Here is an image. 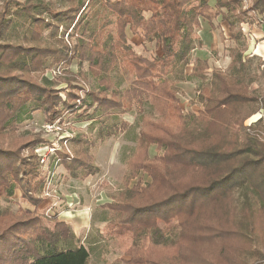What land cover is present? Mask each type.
Wrapping results in <instances>:
<instances>
[{"label": "trees", "instance_id": "trees-1", "mask_svg": "<svg viewBox=\"0 0 264 264\" xmlns=\"http://www.w3.org/2000/svg\"><path fill=\"white\" fill-rule=\"evenodd\" d=\"M93 1L56 0L54 6L1 0L0 264H90L89 248L44 206L46 171L33 150L52 141L18 134V122L39 111L44 122L60 126L70 114L75 123L97 124V137L67 138L70 152L55 150L69 177L81 181L97 171L91 154L95 142L130 128L124 120L111 122L112 115L133 108L140 127L122 178L125 188L101 205L110 212L106 233L129 237L124 252L129 260L122 263L248 264V258L264 263L258 221L264 219V146L243 128L257 113L250 106L260 105L264 117V91L250 89L256 71L264 75L263 64L243 58L246 48L236 45L225 70L214 69L206 78V61L196 59L185 72L196 30L211 31L219 18L237 44L243 37L240 23H263L264 0H250L247 8H242L247 0H105L109 19L88 32L84 11ZM16 28L21 39L6 40ZM45 31L55 44L44 43ZM138 35L142 45L154 46L153 57L128 44ZM74 64H85L96 86L81 84L69 70ZM49 65L63 66L65 87L35 78ZM118 68L133 78L124 90L110 77ZM192 79L202 83L195 94L198 109L185 113L177 84ZM145 103L155 117L144 114ZM237 192L243 202L235 200ZM14 195L31 207L13 212L1 206ZM208 247L215 259L202 254ZM158 254L162 258L155 260Z\"/></svg>", "mask_w": 264, "mask_h": 264}, {"label": "rangeland", "instance_id": "rangeland-1", "mask_svg": "<svg viewBox=\"0 0 264 264\" xmlns=\"http://www.w3.org/2000/svg\"><path fill=\"white\" fill-rule=\"evenodd\" d=\"M21 3L27 2V0H18ZM32 3L37 4H54L58 5L56 0H31ZM105 0H94L92 3H89L84 11V21L83 23H88L87 30L88 32L97 31L98 28L104 23L105 20H108L109 17L104 14L103 4ZM1 3V0H0ZM250 0L244 1L242 8H247L250 5ZM35 11H40L39 9H34ZM45 16V14H43ZM113 21V19H112ZM254 25V24H253ZM114 25L108 27L112 29ZM248 23H240L238 25V29L240 30L242 36H245L247 33ZM251 26V25H249ZM83 26L79 27L76 32L80 31ZM197 31V30H196ZM195 31L193 38L197 37V32ZM22 31L16 28L14 31H8L6 35V40L16 41L21 39ZM245 34V35H244ZM66 39V36L64 37ZM245 39V38H244ZM42 40L47 44H55L53 40H51L48 36V31H45L42 35ZM197 38L194 39L195 47L198 43ZM220 44L227 45V42H223L221 38ZM240 41L237 43V46H244L245 42ZM207 42V41H206ZM128 44L132 47L133 51L137 54H140L144 57L151 58L157 52L153 45H142L141 38L138 37H129ZM235 45V42H230L228 47L225 50L229 52V48H232ZM247 51V50H246ZM193 52V51H192ZM191 52V60L190 64L186 66L185 72L189 74L192 69V63H194V54ZM244 58V55H243ZM256 60V59H255ZM260 62V61H259ZM258 64V62L255 61ZM64 68L63 66L52 67V65L48 66L43 74L35 75V78L39 82H44V80H48L51 86H54L57 89L65 87V83L63 79L66 77L63 75ZM69 70L78 76V79L82 82L81 84L86 85L90 88L92 86H96V82L92 80L87 72V66L84 64L82 67L74 64ZM59 71V73H58ZM208 74V73H206ZM256 79L254 83L250 86L251 90L257 91L258 93L264 91V75L259 73V70L256 71ZM113 85L115 88L119 90L126 89L130 82L132 81V76L123 74L118 68L114 72L110 74ZM206 78H208L206 76ZM201 81L197 79H192L187 82L178 83L177 84V97L180 101V107L182 110L187 113L191 111H197L198 104L196 102V91L201 87ZM254 107V108H253ZM257 107V108H256ZM260 105L250 106L248 109L253 108V112H257L249 117H247L243 122V128L250 135L255 136L254 139L259 142L260 145L264 146V117L263 111L259 110ZM144 114L150 117H155L151 108L147 103L143 106ZM244 109L242 110V112ZM247 112V110L245 111ZM260 116V117H259ZM243 118L246 116L238 115V118ZM263 117V118H262ZM262 118L260 122H257ZM75 115L70 114L66 117L65 123L60 126L59 129L55 130L54 133L44 132L42 126L47 123L44 122L43 114L39 111L31 114L30 119H22L18 122L16 130L18 134L22 136H31L33 134H38L41 137L48 139L60 149L63 147L67 152L71 150V145L66 141L67 138L71 139L72 137L78 136H89L92 138L97 137V127L98 125L87 122L83 124L75 123ZM111 122L118 123L122 120L129 122L130 128L124 133L113 136L109 139H105L103 143L99 141L95 142V146L91 149V154L94 159V165L97 167V171L94 175L90 176L86 180L77 181L69 177L67 171L64 167L58 163L57 158L53 161L52 157L53 153H48V146H37L34 148L33 153L37 155V158L40 163V168L42 171H46L45 178L47 180V190H45L44 195L42 196L43 200H52V208L58 210H62L66 208L67 210H81L86 209V214H88V218L92 220L90 223V228L85 229L87 233L85 234V230L82 232L79 238L84 246H86L88 240L94 241L95 244L92 246H86L89 248L90 253V264H123L122 262H126L129 259L124 256V252L127 250L130 240L127 235L125 236H117L111 235L109 236L106 231L105 233H97L98 230L95 228L99 222H94L95 217L94 214L96 212L101 213L103 216H107V219L110 217V212L105 211L101 212V205L107 202H110L113 197L117 195V193L125 188L123 185V175L126 171V163L128 158L132 155L136 145V139L138 136V131L140 127V119L137 114L135 108L130 113L119 115L115 113L112 115ZM256 121V122H255ZM67 139V140H69ZM7 141V139H4ZM37 152V153H36ZM49 154V155H48ZM46 155H48L46 157ZM150 155H154V147L150 148ZM44 160V163H41V158ZM52 157V159H50ZM133 183V182H132ZM241 192H237L235 195V200L241 202L242 199L240 197ZM251 199V197H249ZM14 201H2V207H9L13 212H16L19 207L30 208L31 206L25 201H20L18 195H14ZM68 200L70 202H68ZM244 200V199H243ZM72 202V204H71ZM243 202V201H242ZM50 204H45L44 206L47 208V213L50 214L52 210H50ZM53 204H57L56 207ZM57 211V212H58ZM259 226L260 232H263L261 235L260 241L262 244L264 243V219L262 217L259 218ZM105 229V228H104ZM88 236V237H86ZM202 254L206 255L208 258L215 259L214 256L217 255L215 251L212 252V247L204 248ZM198 254V255H202ZM194 255L189 254L188 259H194ZM214 255V256H213ZM162 258V254H158L155 260H159ZM248 264H252L253 259L248 258ZM189 264H192L189 263ZM264 264V263H262Z\"/></svg>", "mask_w": 264, "mask_h": 264}, {"label": "crops", "instance_id": "crops-1", "mask_svg": "<svg viewBox=\"0 0 264 264\" xmlns=\"http://www.w3.org/2000/svg\"><path fill=\"white\" fill-rule=\"evenodd\" d=\"M247 28V33H245L246 35L244 34L245 36H243L241 40L242 42L246 43V49L243 52L244 58H252L254 59V61L262 63V58L264 57V21L262 24L254 23V25H248ZM207 31L208 30L205 29L196 31V38L198 39L196 41L198 44L194 47L192 53L194 54V61L196 59L206 61L207 69L205 70V72L208 73L206 74V76L209 77V74L212 70H225L228 67L230 63V58L229 52L225 49L233 40L230 38L228 26L224 22H221L219 18L213 21V28L211 29V31ZM196 38L194 36L193 39ZM219 38H221L222 41L224 38L223 42H227L228 44H220L221 41L219 40ZM235 45L237 44L235 43ZM234 47L235 46H233L232 48ZM232 48H229V50ZM191 65H193V63ZM47 202L51 203V213H56L58 220L69 224L76 237L79 238V236L81 235V231L83 232L85 229L90 228L92 216L91 218H88V214H86V209L71 211L70 209L67 210L66 208H64L59 211L57 210V212L56 209L52 208V200H47ZM68 202L70 201L68 200ZM53 205H55L56 207L57 204ZM105 210L102 208L101 212H104ZM94 217V222H99V224L95 226V228L98 230L97 233L102 234L104 228L106 227V223L108 222L107 216H103L101 213L96 212L94 214ZM86 233L87 231L85 230V234ZM91 243L95 244L94 241L88 240L86 246H89L90 248V245L92 246Z\"/></svg>", "mask_w": 264, "mask_h": 264}, {"label": "built area", "instance_id": "built-area-1", "mask_svg": "<svg viewBox=\"0 0 264 264\" xmlns=\"http://www.w3.org/2000/svg\"><path fill=\"white\" fill-rule=\"evenodd\" d=\"M262 68H264V57L262 58ZM58 73H59V71H58ZM260 117V116H259ZM59 127L60 126H58V124L57 123H45L43 126H42V129H43V131L44 132H47V133H54V131L55 130H57V129H59ZM60 130V129H59ZM56 144H54V142H52V145L51 146H48L47 148H45V149H48V153H53L52 155V157H54L55 156V150H56V146H55ZM37 153V152H36ZM49 155V154H48ZM48 155H46V157L48 156ZM40 158L42 157V156H39ZM51 157V158H52ZM50 158V159H51ZM56 158H53V161L55 160ZM58 160V159H57ZM40 162L41 163H44V160L41 158V160H40Z\"/></svg>", "mask_w": 264, "mask_h": 264}]
</instances>
